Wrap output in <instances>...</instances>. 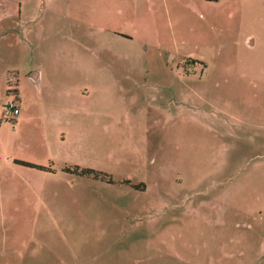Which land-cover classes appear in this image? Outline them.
I'll list each match as a JSON object with an SVG mask.
<instances>
[{
    "label": "rangeland",
    "instance_id": "rangeland-1",
    "mask_svg": "<svg viewBox=\"0 0 264 264\" xmlns=\"http://www.w3.org/2000/svg\"><path fill=\"white\" fill-rule=\"evenodd\" d=\"M156 1L141 0L140 24L115 35L69 21L93 12V0H0L4 143L24 139L3 106L18 102L14 88L31 92L35 67L45 85L53 57L108 43L141 58L110 63L115 73L132 69L153 83L117 95L109 80L107 119L79 125L65 146L24 141L25 156L63 153L100 175L2 168L0 264H264V0ZM53 95L44 86L35 101Z\"/></svg>",
    "mask_w": 264,
    "mask_h": 264
},
{
    "label": "crops",
    "instance_id": "crops-1",
    "mask_svg": "<svg viewBox=\"0 0 264 264\" xmlns=\"http://www.w3.org/2000/svg\"><path fill=\"white\" fill-rule=\"evenodd\" d=\"M202 5H208L211 1L218 0H199ZM150 8L157 6L156 0H147ZM93 4L97 8L87 13L83 20L74 16H68L69 21H79L88 24L91 28H103L107 31L113 32L115 35L120 34V28L128 21L140 24L141 18L135 15V6L141 9V0H93ZM196 2L195 6H198ZM193 6V5H192ZM63 11L61 8L56 7L54 12L60 13ZM68 14H69V10ZM83 14L86 12H82ZM90 16V17H89ZM132 36L127 35L125 39L131 40ZM248 44L250 47L256 46L255 39L249 37ZM108 43L103 46L101 51L94 54H81L71 55L63 54L53 57L47 61L50 64L47 80L45 85L39 84L41 78L43 79L44 73L35 67L32 78L34 84L30 85L31 92L26 93L17 88L16 98L20 107V114L11 126L15 137H21L24 141H29L28 148L39 149L45 143L39 144V140L54 138L57 143L56 146H65L64 143L69 140L70 136L76 134L77 127L80 125L92 124L96 127L98 124L103 125V119H107V110H103V105L100 102L103 100V95H107L109 91V80H113L114 94L119 92H135V85L153 86L146 75L147 73L140 74L134 72L132 69L129 71L118 70L114 72V68L110 63H137L141 58L136 57L133 51L112 52ZM116 61V62H115ZM137 61V62H136ZM37 63V62H36ZM36 66V65H35ZM111 69L113 71H111ZM142 75V76H141ZM35 76V77H34ZM125 80L133 82L134 86H127ZM144 80V81H143ZM144 83H143V82ZM142 82V83H141ZM46 86L55 95H53L54 102H36V94L41 95L43 87ZM24 92V93H23ZM36 93V94H35ZM94 98V99H93ZM96 100L91 105L87 104L91 100ZM98 100V102H97ZM157 99L153 96L148 98L149 102H155ZM86 102V107H79L77 103ZM157 106V105H154ZM166 117L171 120L172 116L169 111L164 112ZM55 127V131L52 130ZM24 141L20 145L4 143L3 139L0 140V152L5 156L0 155V170L2 168L20 171L27 174L50 175L56 174L60 169L63 173H69L63 169L67 166H72L65 154L61 153H46L40 149L37 151V156L24 155ZM43 144V145H42ZM22 148L23 152L18 150ZM18 150V151H17ZM5 160H2V159ZM16 160H23L37 165L51 166L54 171H45L37 168L27 167L16 163ZM60 164L57 168L53 165ZM72 174V173H70Z\"/></svg>",
    "mask_w": 264,
    "mask_h": 264
},
{
    "label": "trees",
    "instance_id": "trees-1",
    "mask_svg": "<svg viewBox=\"0 0 264 264\" xmlns=\"http://www.w3.org/2000/svg\"><path fill=\"white\" fill-rule=\"evenodd\" d=\"M13 90H14V93L17 94V88H14ZM16 163L27 166V167H31V168H37L40 170L54 171V169L51 166L37 165V164L23 161V160H16ZM63 170L66 172L72 173V174H80V175L95 174L96 176L100 175V173L93 168L81 167L79 165L67 166ZM110 181L112 180L110 179ZM127 182H130V180H128ZM135 187L144 188L145 185L139 183V184H135Z\"/></svg>",
    "mask_w": 264,
    "mask_h": 264
},
{
    "label": "built area",
    "instance_id": "built-area-1",
    "mask_svg": "<svg viewBox=\"0 0 264 264\" xmlns=\"http://www.w3.org/2000/svg\"><path fill=\"white\" fill-rule=\"evenodd\" d=\"M20 114V107L16 100L8 101L3 106L2 117L6 120H16Z\"/></svg>",
    "mask_w": 264,
    "mask_h": 264
},
{
    "label": "water",
    "instance_id": "water-1",
    "mask_svg": "<svg viewBox=\"0 0 264 264\" xmlns=\"http://www.w3.org/2000/svg\"><path fill=\"white\" fill-rule=\"evenodd\" d=\"M35 77V76H34Z\"/></svg>",
    "mask_w": 264,
    "mask_h": 264
}]
</instances>
